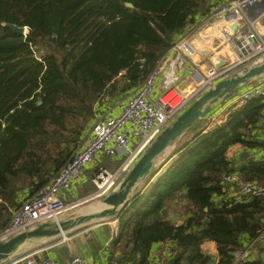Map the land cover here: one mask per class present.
Here are the masks:
<instances>
[{
    "label": "trees",
    "instance_id": "trees-1",
    "mask_svg": "<svg viewBox=\"0 0 264 264\" xmlns=\"http://www.w3.org/2000/svg\"><path fill=\"white\" fill-rule=\"evenodd\" d=\"M214 3L0 0V230L83 144L98 103L127 98ZM261 118L264 97L248 101L221 127L185 138L200 122L191 127L112 218L113 260L154 264L153 244L168 242L167 264H260L235 263L233 252L264 228V195L235 194L222 178L239 172L264 185V160L226 155L234 144L264 149ZM206 241L215 244L216 259L203 251Z\"/></svg>",
    "mask_w": 264,
    "mask_h": 264
},
{
    "label": "built area",
    "instance_id": "built-area-1",
    "mask_svg": "<svg viewBox=\"0 0 264 264\" xmlns=\"http://www.w3.org/2000/svg\"><path fill=\"white\" fill-rule=\"evenodd\" d=\"M256 5L262 7V16L264 0L215 1L201 21L189 26V30L174 40L158 59L155 68L122 100L120 111L96 116L91 126V138L73 152L46 184L32 191L12 210L10 220L0 230V242L67 215L66 211L75 204L65 203L61 193L70 188L78 172L94 163L101 154L108 158L120 155L121 160L114 169L105 166L96 169L92 177L96 189L88 198L112 191L119 184L122 174L129 170L156 136L198 97L217 81L236 72L237 67L250 66L262 60L264 39L256 29L257 19H251L247 13ZM26 32L24 27V34ZM196 42H214L218 49L206 62L205 57L198 53ZM258 97H264V75L222 100V107L244 106ZM261 134L264 138V129ZM222 180L233 186L235 194L264 195V185L244 180L239 172L225 173ZM233 259L235 263L259 259L264 264V228L257 230L246 245L236 249ZM2 264L93 263L81 255L57 260L40 255V251H22L3 260ZM109 264L118 263L111 260Z\"/></svg>",
    "mask_w": 264,
    "mask_h": 264
},
{
    "label": "water",
    "instance_id": "water-1",
    "mask_svg": "<svg viewBox=\"0 0 264 264\" xmlns=\"http://www.w3.org/2000/svg\"><path fill=\"white\" fill-rule=\"evenodd\" d=\"M126 4L129 7L133 6L129 2ZM8 26L19 34L24 32L23 27L13 24H8ZM216 43H219V41ZM216 43H196L195 46L200 55L205 57L210 52V46L215 48ZM263 75L264 59L217 81L213 87L198 97L156 136L132 164L117 187L103 197L102 206L87 212L79 211L77 214H69L67 217L56 221L41 223L32 229L1 241L0 261L40 242L66 237L68 233L81 227L99 225L115 218L120 209L138 191L152 171L167 157L168 154L164 153L170 146L176 144L191 127L211 113L220 101L227 99L249 81ZM248 155L247 151H242L239 157L243 160ZM163 215H166V211H163Z\"/></svg>",
    "mask_w": 264,
    "mask_h": 264
},
{
    "label": "crops",
    "instance_id": "crops-1",
    "mask_svg": "<svg viewBox=\"0 0 264 264\" xmlns=\"http://www.w3.org/2000/svg\"><path fill=\"white\" fill-rule=\"evenodd\" d=\"M262 12L263 9L260 5H256L255 7H252L247 10V13L249 17H251V19H257L256 25H258L256 26V29H258V31L264 38V14L260 16ZM259 78L260 77L249 81L247 84L240 87L239 90L243 87H247L250 83L254 82V80H257ZM122 100L123 99H116L115 96L106 97L100 103H98L95 117L105 113L117 114L120 111V105L123 103ZM222 104L223 102L220 101L213 109L216 110H212L213 112L207 115L208 117H211V120L208 119L210 123L208 122V124L204 128V131L212 130L215 127L214 124H218L216 126L224 125L233 112H238L243 108V106H240L233 107V109H229L227 107H222ZM221 121L224 124H220ZM91 126L85 136V140L90 139L92 136ZM263 129L264 119H262L261 127L257 131L258 136L262 137L261 133ZM242 151L248 152L249 155L247 157L264 160L263 148L248 150L243 148V146H241L240 144H234L230 146L227 149L226 155L230 159H237L238 161H241L239 159V156ZM107 160L113 162L112 165H115V168L120 162L121 156L116 155L114 157L108 158L104 154H101L94 163L85 166L80 172H78L73 177L70 188L67 191L61 193L63 201L65 203H74L76 206L78 202L86 200L96 189L94 183L92 182V177L96 169L99 166H105L103 162ZM145 181L141 184L140 188L145 183ZM22 192L26 194L28 192L27 188L22 189ZM68 215L69 214L64 215L63 217H67ZM177 223H181V220L177 219ZM116 228L117 221L115 219H111L99 225L81 227L68 233L66 237H60L55 240H48L45 241L46 243L42 242L41 244L43 245H37L35 250L33 246H31L28 249H24L23 251H40V255L48 256L57 260H65L66 258L72 255H81L89 263L109 264V262L113 260L111 256L112 250L110 245L112 236L115 233ZM169 244L170 243L168 242L153 244L151 260H153L154 264H167V261L171 257V253H169L167 248L168 246H170ZM202 249L205 253L211 255L213 258L216 259L217 249L213 242L206 241L202 245ZM210 264H217L216 260H213Z\"/></svg>",
    "mask_w": 264,
    "mask_h": 264
},
{
    "label": "rangeland",
    "instance_id": "rangeland-1",
    "mask_svg": "<svg viewBox=\"0 0 264 264\" xmlns=\"http://www.w3.org/2000/svg\"><path fill=\"white\" fill-rule=\"evenodd\" d=\"M214 1V0H213ZM215 1H217V0H215ZM212 7V6H211ZM202 19V18H201ZM201 19L197 22V23H199L200 21H201ZM258 25V24H257ZM256 25V26H257ZM191 27H188L187 29H186V31L187 30H189ZM257 31H258V29H257ZM259 32V31H258ZM23 34H24V32H23ZM259 34L261 35V33L259 32ZM261 37H262V35H261ZM262 39H264L263 37H262ZM196 43H199V42H196ZM195 43V44H196ZM200 44H203V43H200ZM196 47V46H195ZM197 49V48H196ZM218 48H214V46L213 47H211L210 46V52L207 54V56H205V60H206V62L208 61L207 59L211 56V54L213 53V52H215L216 50H217ZM198 51V50H197ZM220 51V50H219ZM218 51V52H219ZM217 52V53H218ZM199 53V52H198ZM200 54V53H199ZM203 57V56H202ZM202 57H196L197 59L198 58H202ZM262 59H264V52L262 53ZM230 59H232V57H230ZM249 65V64H248ZM248 65H246V66H248ZM246 66H240V67H237V71H242L243 69H244V67H246ZM239 90V89H238ZM238 90H236V91H238ZM234 94V93H233ZM233 94H231V96L233 95ZM128 95V94H127ZM116 99H118V97L116 98ZM211 120V117H205V118H203L201 121H200V123L199 124H197L196 126V128L195 129H193V130H190L189 132H187V134H186V136H185V138H188V137H190L192 134H194L196 131H198V130H200L201 128H203V127H206V125L208 124V122H209V120ZM210 123V122H209ZM215 123V122H214ZM223 122L221 121L220 122V124H222ZM224 124V123H223ZM215 125V127L213 128V129H215V128H217V127H221L220 125L219 126H216V125H218V124H214ZM174 147H175V144L174 145H172V146H170L169 148H168V150L167 151H165V153L164 154H169L173 149H174ZM104 163V165L105 166H107L108 168H110V169H114V166L115 165H112V163L113 162H111L110 160H107V161H105V162H103ZM125 174H126V172L125 173H123L122 174V176H121V178H120V181L123 179V177L125 176ZM117 187V186H116ZM116 187H114L113 189H115ZM112 189V190H113ZM93 194V193H92ZM106 194H103V195H101V196H96V197H91V198H87V197H84V198H87L86 200H82L81 202H78L77 204H76V206H74V207H71L70 209H68L67 211H66V214H77L79 211H85V212H87V211H89V210H93V209H98L99 208V203L102 201V199H103V197L105 196ZM42 242H40V243H38V244H36V245H34L33 246V248H34V250H35V248H36V246L37 245H40ZM44 243H46V242H44ZM41 245H43V244H41ZM40 247V246H39ZM29 247H27V248H25V249H28ZM32 251V250H31ZM22 252V251H21ZM29 252V251H28ZM3 261V260H2ZM2 261H0V264H2Z\"/></svg>",
    "mask_w": 264,
    "mask_h": 264
},
{
    "label": "bare ground",
    "instance_id": "bare-ground-1",
    "mask_svg": "<svg viewBox=\"0 0 264 264\" xmlns=\"http://www.w3.org/2000/svg\"><path fill=\"white\" fill-rule=\"evenodd\" d=\"M230 105V104H229ZM232 107V106H228L227 108ZM102 206V201L99 203V207Z\"/></svg>",
    "mask_w": 264,
    "mask_h": 264
}]
</instances>
